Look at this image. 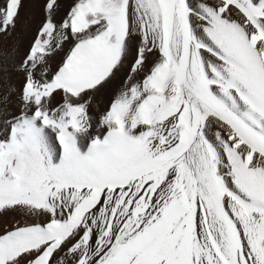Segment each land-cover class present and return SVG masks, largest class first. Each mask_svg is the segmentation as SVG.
I'll list each match as a JSON object with an SVG mask.
<instances>
[{
	"label": "snow or ice",
	"instance_id": "6c2138e0",
	"mask_svg": "<svg viewBox=\"0 0 264 264\" xmlns=\"http://www.w3.org/2000/svg\"><path fill=\"white\" fill-rule=\"evenodd\" d=\"M14 70L0 216L44 221L5 228L0 264H264V0H45Z\"/></svg>",
	"mask_w": 264,
	"mask_h": 264
},
{
	"label": "bare ground",
	"instance_id": "6f19581e",
	"mask_svg": "<svg viewBox=\"0 0 264 264\" xmlns=\"http://www.w3.org/2000/svg\"><path fill=\"white\" fill-rule=\"evenodd\" d=\"M44 3L45 0H21V7L19 9V15L16 18L15 27L10 28L8 33H0V98L3 97L4 91L9 84L17 88L23 84V74L15 71L14 65L19 64L20 60L27 53L36 37L39 27L43 23ZM61 3L66 10L72 3V0H61ZM0 4H3V0H0ZM62 56L63 53H60L51 58L50 65L53 72L60 63ZM151 60L152 58L150 57L149 63H151ZM130 62L131 58L129 61L125 62L124 69L116 73L114 80L96 94L90 112H94L95 115L98 116L104 111L112 97L113 91L124 79ZM56 99L59 100V96H57ZM14 100L15 98L12 97L7 106L11 111L16 112L19 109ZM97 106L99 108L98 111ZM43 221L44 217H30L24 215L20 211L8 212L0 216V233H2L5 228L15 226L17 222L23 225L26 222Z\"/></svg>",
	"mask_w": 264,
	"mask_h": 264
}]
</instances>
